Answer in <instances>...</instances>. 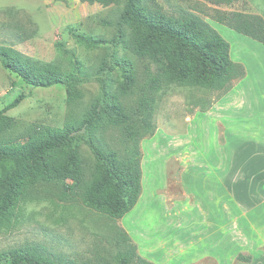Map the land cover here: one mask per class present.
Returning <instances> with one entry per match:
<instances>
[{"label": "rangeland", "instance_id": "obj_1", "mask_svg": "<svg viewBox=\"0 0 264 264\" xmlns=\"http://www.w3.org/2000/svg\"><path fill=\"white\" fill-rule=\"evenodd\" d=\"M153 1L166 14L179 15L188 11L204 18L211 26V15L215 10L228 12L233 8V3L223 0ZM123 4L124 0L115 3L101 0H0V45L12 47L27 57L55 64L66 71L79 61L90 73L87 78L79 76L81 80L74 86L78 96L70 98L64 84L49 87L26 84L0 62V110L20 93L23 94L21 102L6 111L11 125L2 131L0 138L20 142L35 126L63 128L81 119L102 95L104 87L109 95H118L127 109L136 107L146 84L145 61L131 53L128 55L136 63V76L131 90L122 93L119 90L122 74L117 61L124 51L121 43L110 42L117 33L115 23ZM105 21L111 24H105ZM214 23L218 22L214 20ZM71 29L87 36L103 37L108 42L88 47L76 40ZM124 30L128 35L130 28L127 24ZM237 83L233 81L232 88ZM225 93L223 88L166 81L153 94L152 123L155 132L151 137L141 139L139 146L142 157L146 158L144 167L150 181L149 193L153 192L167 218L159 227L158 234L162 237L169 235V240L188 216L175 203L194 198L189 191L195 189L190 167L191 152L196 151V146L206 148L205 144L196 145L191 140L190 119L198 111H205ZM81 135L75 147L84 169L82 181L41 182L28 187L22 199L0 217V253L30 245L39 247L48 255L68 258L74 264H103L105 260L112 262L118 250L123 249L121 247L132 248L131 243L136 245L129 236V239L125 237L123 232H126L117 218L96 211L83 202L82 195L95 178V158L87 144L88 134L81 132ZM93 136L123 154L126 144L119 126L106 125L102 121L96 125ZM153 139L156 142L146 151V145L153 143ZM204 179L202 177L203 182ZM67 185L72 188H67ZM260 250L264 251V245ZM243 254L251 255V260L258 256L254 251ZM135 255H139L137 246ZM137 261L134 257L129 264H137Z\"/></svg>", "mask_w": 264, "mask_h": 264}, {"label": "trees", "instance_id": "obj_2", "mask_svg": "<svg viewBox=\"0 0 264 264\" xmlns=\"http://www.w3.org/2000/svg\"><path fill=\"white\" fill-rule=\"evenodd\" d=\"M105 3L118 0H101ZM236 3L240 0H223ZM248 10V9H245ZM211 18L229 28L252 37L264 44V20L258 16L234 11H218ZM105 24H111L105 21ZM130 32L126 35L124 25ZM113 44L122 45L124 53L117 63L122 79L119 90H131L136 76V63L128 55L145 61V87L138 104L127 109L116 94L103 93L83 113L63 128L35 126L20 141L0 138V217L22 199L25 190L41 182L71 181L80 183L84 169L75 147L81 132L88 134L87 144L94 154L95 178L91 187L82 195L90 208L113 218H121L137 203L141 194V158L139 141L155 132L152 116L155 107L153 94L164 82L193 84L223 88L225 92L245 74L242 63L234 62L229 55V43L204 18L188 11L179 15L166 14L153 0H124L123 8L115 23ZM72 31V29H71ZM76 40L88 47H98L108 41L72 31ZM0 62L26 84L49 87L64 84L70 98L78 96L74 86L80 75L89 77L79 61L66 71L52 63L42 62L23 55L20 51L0 45ZM153 66V67H152ZM233 84V85H234ZM23 98L20 93L0 110V134L11 125L6 111L17 106ZM102 121L116 125L124 135L123 154L95 139L93 132ZM67 188H72L67 185ZM128 238V234L124 233ZM129 239V238H128ZM121 247L112 262L103 264H153L135 255L136 245ZM241 261H250L251 255L239 254ZM0 264H74L68 258L51 256L37 246L24 245L0 253ZM195 264V263H191Z\"/></svg>", "mask_w": 264, "mask_h": 264}, {"label": "crops", "instance_id": "obj_3", "mask_svg": "<svg viewBox=\"0 0 264 264\" xmlns=\"http://www.w3.org/2000/svg\"><path fill=\"white\" fill-rule=\"evenodd\" d=\"M229 11L264 20V0H240ZM213 22L229 43L231 60L242 63L246 74L190 119L191 140L206 148L195 145L191 152L193 202L175 203L188 213L186 221L171 240L158 234L167 218L149 193L143 157V190L135 206L118 219L138 254L153 264H264V251H259L264 245V44ZM246 251L258 256L252 262L239 260Z\"/></svg>", "mask_w": 264, "mask_h": 264}]
</instances>
